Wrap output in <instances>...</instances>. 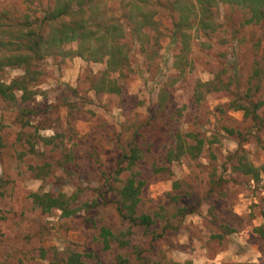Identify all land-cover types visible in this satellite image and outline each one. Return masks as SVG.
<instances>
[{
	"label": "rangeland",
	"instance_id": "rangeland-1",
	"mask_svg": "<svg viewBox=\"0 0 264 264\" xmlns=\"http://www.w3.org/2000/svg\"><path fill=\"white\" fill-rule=\"evenodd\" d=\"M197 2L0 0V38L66 5L71 17L44 23L43 37L77 21L96 33L88 45H124L115 70L107 57L48 56L30 99L0 98V264H264V172L253 182L233 171L240 157L264 164V18ZM22 74L3 68L0 81ZM131 177L147 232L118 212ZM34 193L72 198L75 213L44 212Z\"/></svg>",
	"mask_w": 264,
	"mask_h": 264
},
{
	"label": "trees",
	"instance_id": "trees-1",
	"mask_svg": "<svg viewBox=\"0 0 264 264\" xmlns=\"http://www.w3.org/2000/svg\"><path fill=\"white\" fill-rule=\"evenodd\" d=\"M197 4L206 10L208 5L210 6L213 0H197ZM219 0H217L218 2ZM223 2H228L230 5L247 6L253 11L252 17L248 22H256L264 18V0H222ZM215 2V0H214ZM261 6V10H256L255 8ZM71 13L68 11V6H63L60 9H55L54 11L48 13L42 19L43 24L50 22L54 23L60 21L63 18L69 19ZM89 20V19H88ZM89 23V22H88ZM42 24V25H43ZM41 25V26H42ZM34 27L32 29L18 30L14 26L9 29H3L1 31L0 38V70L3 68L10 69H20L23 74L22 76L12 78L9 83H4L0 81V98L6 101H13L16 99L15 92H22V100L26 101L30 99L31 94L28 93L27 86L33 81L37 80L35 75L36 70L40 67L41 61L46 57L62 56L65 57L64 53H68L71 57H78L86 62H100L107 57V65L111 68H118L121 66V61L123 59L120 57V50L122 47L113 46L111 48H106L105 46H94L88 45V43L96 41L98 38L96 33L92 30L86 28L83 22L71 21V22H60V24L51 28L48 34L45 33L43 37V27ZM7 30H11L14 33L10 34L9 38L4 36ZM107 35L114 37V41L120 38L118 35L109 33ZM121 39V38H120ZM115 43V42H114ZM74 44L76 48L74 50L63 51V48L67 45ZM115 44H118L117 42ZM114 61H116L114 63ZM125 62V60H124ZM102 91V88H99ZM114 91V90H113ZM202 143L198 142L196 147L192 146V150L196 151V156L200 153ZM128 159V166L133 165L135 159L137 158V153L132 150V154L124 157ZM238 162L234 167V172H239V174L250 177L253 182H258L260 180V172H264V164L260 169L254 168L249 165L243 157L238 158ZM170 161V160H168ZM143 183L134 180L133 177L126 180L124 185L118 192V212L119 215L131 223L133 226H139L143 228L146 232L149 231L153 225V219L148 215H136V209L140 202L139 196L141 194V189ZM33 205L38 206L44 212H50L53 209L59 210L63 215L68 216L75 213L68 209L70 201L72 198H66L65 195L52 196L47 193H34L31 195ZM263 210L261 212V217L264 220V200L262 201ZM264 228H256L254 233H259L261 237L264 238L263 233ZM151 238L153 240L159 238L151 233ZM103 239L105 247H108V238L112 237V234L105 229L101 230L100 234ZM119 264H125V260L118 259ZM67 264H81L78 255H71L68 258Z\"/></svg>",
	"mask_w": 264,
	"mask_h": 264
},
{
	"label": "crops",
	"instance_id": "crops-1",
	"mask_svg": "<svg viewBox=\"0 0 264 264\" xmlns=\"http://www.w3.org/2000/svg\"><path fill=\"white\" fill-rule=\"evenodd\" d=\"M262 218V217H261ZM262 220H263V218H262ZM264 221V220H263Z\"/></svg>",
	"mask_w": 264,
	"mask_h": 264
}]
</instances>
